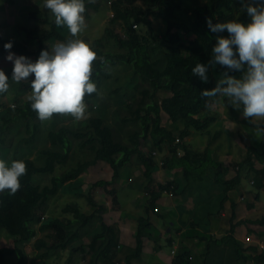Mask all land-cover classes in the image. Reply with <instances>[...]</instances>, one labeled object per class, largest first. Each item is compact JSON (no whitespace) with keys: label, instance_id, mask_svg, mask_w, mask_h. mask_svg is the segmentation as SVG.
I'll return each instance as SVG.
<instances>
[{"label":"trees","instance_id":"16d2710c","mask_svg":"<svg viewBox=\"0 0 264 264\" xmlns=\"http://www.w3.org/2000/svg\"><path fill=\"white\" fill-rule=\"evenodd\" d=\"M2 1L8 4L16 2ZM107 4L112 15L103 35L88 42L97 56L104 58L103 62L97 60L93 65L92 79L97 84L99 94L85 97L87 111L97 107V115L88 114L78 125L62 122L69 118L73 120L66 115H54L51 124L49 120L41 123L36 112L31 109L29 99L18 102V97L32 91V79L16 83L11 80L13 67L2 69L9 83H12L8 92L0 94V159L9 164L13 160L24 161L27 173L20 178L21 187L16 194H10L9 190L0 193V229H5L15 239L13 247H0V264H77L80 254L85 264H133V260L141 256L143 236L152 226L148 216L150 213L160 214L156 203L163 191L183 195L192 186L205 181L208 178L206 174L213 171L214 182L223 187L219 205L222 208L230 198L229 192L238 188L242 177L251 171L255 173L253 186L264 188V168L259 169L254 165V161L264 164V132L259 144L247 145L242 160L233 163L232 169L236 170L231 178H226L231 168H222L224 163L217 160L214 153L211 157L208 155L211 150L209 146L203 151L195 150L186 140L195 133L209 139L212 133L210 126L222 122L221 114L210 109V105L221 96L202 97L201 92L214 88L217 81L223 78L224 69L220 66L211 68L207 83L194 76L191 69L197 63L207 64L212 58L216 37L228 35L226 31L211 32L206 18H211L213 24L231 20L248 22L249 18L241 11L237 0H112ZM85 7L98 10L101 4L91 1ZM44 9L46 13L43 10V14L40 10H30L27 18L47 26L34 29L19 27L29 37V44L37 46L36 49L17 43L12 46L11 52L35 62L42 50L50 51L57 42L67 41V34L55 25L54 15ZM152 20L166 23L162 34L154 28ZM133 24L147 25L149 31L140 33ZM118 26L122 33H118ZM184 34L194 35L188 45L182 43ZM0 43L2 54L6 50L4 44L8 41L0 37ZM119 67L125 71L124 75L115 76V88L104 93L103 88L114 78L113 70ZM230 75L239 78L242 73ZM10 90L14 92L11 96ZM159 91L170 94L158 100ZM6 96H15L17 99L4 101L3 97L9 99ZM109 101L119 105L112 114L116 122L121 109L125 108L128 113L120 118L121 126L118 129L108 122L109 113H112L108 107ZM223 103L227 115L238 120L237 109L232 106L230 98L224 97ZM11 105H15V108ZM165 119L179 122L181 128L164 125ZM124 124L137 125V128L125 136L121 129ZM44 126H47V134L43 135ZM215 128L213 139L221 137L223 133L218 130L219 126ZM44 140L49 141L50 145L38 147V143ZM207 142L210 143L209 140ZM36 148L38 156L32 157ZM73 153L77 154V159H73ZM158 153L162 154L160 163L156 158ZM99 161L108 164L113 174L111 180L100 179L90 185L86 192L80 189L70 192L80 191L79 196L87 198L93 210L86 213L80 210L78 204L70 203L64 207V211H71V217L44 216L40 206L54 197L64 183L74 181L84 170ZM130 165L141 169L149 211L146 217L138 218L135 247H129L124 252L118 227L104 221L100 214L103 207L98 204L91 189L113 186L121 177L122 169ZM57 166H66V169L57 174ZM158 169L175 170V177L179 179L180 176L179 181L175 179L165 184L156 183L154 175ZM42 174L51 175L49 185L43 186L36 181V175ZM180 182H185V185L176 193ZM108 191L117 203V191L114 187L108 188ZM256 198H260V193L256 194ZM235 217L233 201L229 230L219 238L210 232L199 235L200 241L205 244L204 264H210L215 245L227 249L224 264H249L247 262L253 254L258 255L256 264H264V250L256 243L245 245L234 235ZM240 222L246 225L264 224V219ZM175 229L180 230L177 227ZM40 232L46 233L49 241L44 235L38 238ZM33 239L37 252L35 256L28 257L26 243ZM169 241L171 243L172 238ZM123 253L124 258L120 256ZM191 258L189 249L182 246L175 253L172 264H191Z\"/></svg>","mask_w":264,"mask_h":264},{"label":"rangeland","instance_id":"374dc122","mask_svg":"<svg viewBox=\"0 0 264 264\" xmlns=\"http://www.w3.org/2000/svg\"><path fill=\"white\" fill-rule=\"evenodd\" d=\"M93 3H100L101 7L98 10H95L92 7H88L85 12V19L87 27L83 33L80 34L79 38L85 40L87 43L93 42L95 39L101 37L104 32V28L106 24L108 23L110 17H111V11L109 9V5L106 3H110L112 0H84V3L88 2ZM44 2L43 0H33V1H26V0H16L13 4H8L6 2H3L0 0V37L5 38L8 42H12V45L15 46L17 43H21L23 45H27L32 49H36L37 46L32 47L28 42V36L24 34L22 31L19 30V27H29L31 29H34L36 27H45L47 25H41L38 24L34 19L27 18L28 13L30 10H40V13L43 14L46 11L44 9ZM237 4H240V0H237ZM241 11L243 9L241 8ZM240 11V12H241ZM5 14H4V13ZM46 13V12H45ZM49 14H51V11L49 10ZM6 17L7 24L3 23L5 25L2 26L1 23L3 22L4 18ZM152 25L154 28L159 31L161 34L165 31L166 23L162 20H152ZM59 29H61L65 34H67L66 38L72 39L68 29L66 26H59ZM118 33L121 32L120 26L117 27ZM140 33H146L149 31L147 25L144 26L142 24H138L137 27H135ZM37 36V34H36ZM194 39V35L192 34H184L182 43L184 45L190 44ZM1 44V43H0ZM8 50H5L0 54V69H7L9 67H13V63L8 61L6 59L8 55ZM17 56H20L16 52H12ZM114 78L112 80H109L106 84V87L103 88V92L107 93L109 89L115 88V76H123L125 71L119 67L115 68L113 70ZM34 79V75L30 76L28 80ZM12 83V81L9 83V85ZM13 91L10 90L9 96L13 95ZM169 92L166 91H159L157 93V99L161 100L163 97L169 95ZM31 95V92L25 93L24 95H21L18 97L19 101H25V99H29V96ZM6 96L9 99H6L3 97L2 99L4 101L6 100H14L17 99V97H9ZM22 99V100H21ZM224 96H221L219 100L212 103L210 105V109L213 112H217L219 115L221 114L220 120L222 122L213 123L210 126V131L212 132L210 135V138L208 139L207 136H201L200 133H195L194 140L191 137H188L186 140L189 142L188 145H190L195 150H204V146H209L211 150L209 151L208 155L211 157V153L214 151V155H218L219 158L221 155H224L223 153L226 151H229L228 158L230 160L225 161L226 163L222 165V168L230 167L231 174L229 175V178L235 174V168L232 169L233 163H238L243 158L246 153V147L249 145V142L252 143V145H258L259 139H261V135L264 131H259L257 127L250 122V120L245 119L242 116V109L237 110L238 114V120H234L233 118H230L225 109V105L223 103ZM132 101V100H131ZM15 103V102H13ZM17 104V103H15ZM98 106V103L97 105ZM119 105L114 103L113 101H109L108 107H110V111L112 113H109V124L115 129H118L121 125L119 124V120L121 117H124L127 115V110L125 108L120 110L119 116L116 120L113 119V111L117 109ZM97 107H94L93 110L87 111V115H97ZM112 116V117H111ZM166 115L163 114V118H165ZM50 124H51V120ZM82 120H75V119H67L62 122L64 123H73L74 125L80 124ZM44 121H41V123ZM164 125L168 126H174L181 128V124L179 122H172L169 119H165L163 121ZM223 125V127H221ZM220 127L218 130H221L222 136L217 137L216 139H213V134L216 132L215 127ZM47 126L43 127L42 134H47L46 129ZM137 125H130V124H124L122 126V133L126 136L127 133H129L130 130L136 129ZM223 128V129H222ZM24 132V129H22ZM227 131V132H226ZM226 134L230 135L231 141L229 142L226 138ZM198 135V137L196 136ZM226 137V138H225ZM206 140H209V142L206 143ZM236 141V142H232ZM148 142V141H147ZM49 141H42L38 143V147L43 148L44 146H49ZM240 145V147H238ZM242 145V146H241ZM225 147V150L223 148ZM216 149L218 151H216ZM37 148L32 154V157H37ZM223 150V151H222ZM166 152H168L166 150ZM162 154L158 153V156L156 157L158 162L160 163V156ZM73 159H77L78 156L76 153L72 154ZM217 158V159H219ZM226 159V158H225ZM242 160V159H241ZM73 160L70 161L69 166L72 164ZM259 167L262 165L257 163ZM66 169V166H57L56 172L59 174L63 170ZM112 171L108 167V164L104 161H99L95 165H91L86 170H84L81 175L76 178L74 181H69L64 183L61 188L59 189V192L54 196L51 197L47 202H44L40 209L41 211H44V216H58L60 218H68L71 217L72 212L71 211H64V207L67 204L70 203H76L78 204V207L81 211H85L86 213H89L93 210L92 206H89V203L87 202V198L80 197L79 192L70 193L75 189H80L83 192H86L90 185L96 183L97 181L101 180H111L112 178ZM228 175V173H227ZM155 182L156 183H162L165 184L169 181L178 179V176L174 173L173 170H157L155 171ZM206 176L214 177V174L212 172H208ZM180 179V176H179ZM178 179V181H179ZM205 180V179H204ZM36 181L45 186L49 185L51 183V175L49 174H42V175H36ZM143 175L141 173V169L138 166L130 165L127 168L122 169L121 177L116 180V182L113 184L114 189L117 191V197L118 202H114L113 195L108 191V187L104 188L101 187H93L91 191L94 194V198L97 200L99 205H102L103 211L100 212L102 217L104 218V221H106L107 224H115L119 229V237H120V243H122L125 247L124 252L129 250V247H135L136 245V227L138 226V218L141 216L146 217L148 215L147 207H148V194L147 191L144 189L143 183ZM177 181V183H178ZM209 190H195L192 191L191 194L183 193L181 195L183 200L180 201L178 204L179 207H183L184 210L179 211L180 218L182 220H185L187 222V225L184 227L183 230H186V233L183 237H179L177 233L181 230H176L175 227L178 226L177 222V215H174L175 218V224H169L166 213L164 221L161 223L158 222V219L155 222H151L152 227L150 229H147L143 236V249L142 253L144 251L149 252L151 254L156 255V250H161L156 256L157 264H172L171 259L168 257L173 256L172 251L170 250V245L168 244V239H173V245L180 240L182 242L183 246L188 245L186 248L189 249L192 258H191V264H204V256L203 253L205 251V244L204 242H201L199 239V235L203 232H205V225L208 223L206 212L210 211L211 214L216 215L217 212H221L220 209V201L223 197V187L219 186L217 184H213V180L209 179ZM206 181H204L205 183ZM143 183V184H142ZM242 183V181H241ZM241 183L238 184L241 185ZM182 185H185V182H180L179 186L182 187ZM241 189L244 191L242 192ZM249 189V190H247ZM232 194L229 192V197L231 201L235 202V214L236 217L234 219V222L236 223L234 227V234L241 235V233L250 231V237L254 241L245 242L249 243L247 245H250L252 243H256V245L260 242L264 241V224L260 223H249L245 227L243 222H240V220H247L250 216L256 217L255 219H264V190L257 189L256 187L252 186L251 183L249 185L242 184L235 190V194ZM260 193V198H256V194ZM167 194V193H165ZM231 195V196H230ZM172 197L176 199L175 194H167L164 195V193L161 194L160 197H163L165 199H169V197ZM162 199V198H161ZM159 199L156 203V207L158 212L160 213L163 210V206H159L160 200ZM170 203V202H169ZM168 203V204H169ZM237 204V206H236ZM226 217L222 218L221 224H222V230H228L230 226V218L232 216L231 214V202L228 201V207H226ZM148 217H150L152 220H155L158 215H153L150 213ZM241 218V219H240ZM194 223H191V222ZM191 223V224H190ZM198 223V225H197ZM180 225H183V222H180ZM172 226V228H171ZM240 228H242L243 232H241ZM215 229V228H214ZM169 232L171 235H167L166 232ZM261 232V233H258ZM161 232H165L166 236L162 238ZM213 233V232H212ZM0 234L12 237L5 229H0ZM40 232L38 234V238L40 236L44 235V238L49 241L47 234ZM246 235V234H245ZM186 236V237H185ZM198 236V238H197ZM214 236L220 237L218 233ZM247 236L243 237L242 240L246 239ZM192 240V241H188ZM34 240L31 242L26 243V252L28 254V257L35 256L37 250L34 246ZM179 242V243H180ZM221 246V245H218ZM215 245V253L212 259L210 260V264H224L227 259V249L224 247H218ZM261 249V248H260ZM166 250L169 254H166L162 251ZM263 250V249H262ZM123 252V251H122ZM55 256V254H53ZM175 255V254H174ZM82 254H80L79 263L77 264H85L83 259L81 258ZM122 258H124L125 254L123 253L120 255ZM142 257V258H140ZM139 258L133 260V264H150L151 259L147 255L141 254ZM174 257V256H173ZM258 255L253 254L247 263L249 264H256V259ZM63 258V257H62ZM60 258V260H62ZM209 261V260H208ZM62 262V261H61ZM3 264H6L3 262Z\"/></svg>","mask_w":264,"mask_h":264},{"label":"clouds","instance_id":"9594fccd","mask_svg":"<svg viewBox=\"0 0 264 264\" xmlns=\"http://www.w3.org/2000/svg\"><path fill=\"white\" fill-rule=\"evenodd\" d=\"M240 4L249 18L247 23L231 20L213 24L211 18H206L211 32L226 31L228 35L217 36L212 58L207 64L197 63L191 71L207 83L211 68L220 66L224 69L223 78L211 90H203L201 96L230 98L235 109H242L245 119L259 131H264V0H240ZM44 7L54 15L56 26L67 27L72 39L57 42L50 51L42 50L35 62L12 53V42L4 44V48L9 50L6 59L14 65L11 80L21 83L34 75L30 82L29 100L39 120H51L54 115L83 120L88 108L85 97L99 94L92 79L94 62H103L104 59L97 56L89 43L79 38L87 27L84 0H45ZM230 73H242V76L237 78ZM9 87V78L0 69V94L8 92ZM11 107L14 109L15 105ZM26 173L24 161L13 160L9 164L0 159V193L9 190L10 194H16L21 187L20 178ZM163 193L175 194L167 190ZM182 234L177 235L183 237L185 232ZM171 251L173 256L177 252L176 248Z\"/></svg>","mask_w":264,"mask_h":264},{"label":"crops","instance_id":"0c3cea01","mask_svg":"<svg viewBox=\"0 0 264 264\" xmlns=\"http://www.w3.org/2000/svg\"><path fill=\"white\" fill-rule=\"evenodd\" d=\"M26 1H33V0H26ZM4 13V12H3ZM5 14V13H4ZM5 17V16H4ZM6 23L7 24V22H6V17L4 18V20H3V22L1 23V25L2 26H4L5 27V25L4 24ZM192 136V139L194 140V135H191ZM190 136V137H191ZM226 136H227V140L230 142L231 141V137H230V135H228V134H226ZM260 140V139H259ZM188 142V141H187ZM232 142H236V141H232ZM187 144H189V142L187 143ZM249 144L250 145H252V143L251 142H249ZM242 146V145H241ZM207 146H204V148L203 149H205ZM238 147H240V145H238ZM246 149V148H245ZM201 150V149H200ZM223 150H225V147L223 148ZM222 150V151H223ZM216 151H218L217 149H216ZM211 154H212V152H210ZM213 153H214V151H213ZM228 153H229V151H226V152H224L223 154L224 155H221V157L219 158V156L217 155V157L219 158V159H217V160H219V161H221V162H223L224 164L226 163L225 161H228V160H230V158H228ZM226 158V159H225ZM241 159H242V157H241ZM240 159V160H241ZM258 162L257 161H254V165L257 167V168H259V169H263L264 168V164H261L262 166L261 167H259L258 166V164H257ZM159 170H161V169H159ZM164 170V169H163ZM174 171V173H175V170H173ZM211 172H213V171H211ZM213 174V173H212ZM231 174V172L230 171H228V175L226 176V178H229V175ZM234 175V174H233ZM255 176V173L254 172H249V173H247V174H245L243 177H242V183H241V185L242 184H245V185H249V183H251L252 184V186H253V177ZM212 179L213 180V184H217L216 182H214V177H210V176H208V178L205 180L206 182L204 183V181H201V182H199L198 184H196L195 186H192L189 190H188V194H191L192 193V191H195V190H209V184H210V181H209V179ZM218 185V184H217ZM240 185V186H241ZM184 185H182V187H183ZM220 186V185H219ZM182 187H180L179 186V188H178V190H177V192H179L180 191V188H182ZM237 189V188H236ZM236 189H234L233 190V194H235V190ZM247 190H249V189H247ZM262 190H264V188H262ZM237 191V190H236ZM241 191L242 192H244L242 189H241ZM230 193L232 194V190L230 191ZM164 195H167V194H165L164 193ZM231 196V195H230ZM169 197V196H168ZM177 198L176 199H174V198H172V197H169V199H165V198H163V197H160L159 199H161L160 200V203H159V206H163V210L160 212V214L158 215V217L155 219V220H152L151 219V222H155L157 219H158V222L159 223H161L162 221H164V219H166L165 218V213H166V217H167V219L166 220H168V222H169V224L171 225V224H175V218H174V215H177V224H178V226H176L178 229H181L177 234H179V235H181L183 232H185L186 233V230H183L184 229V227L187 225V222L185 221V220H182L181 218H180V216H178L179 215V211H182V210H184L183 209V207H179L178 206V204L180 203V201L181 200H183V198L184 197H182L181 195H178V196H176ZM228 201H230L231 202V214H232V207H233V201H231V199L229 198L225 203H224V205H223V207H222V209H220L221 210V212H222V214L220 215V214H218V212H217V214L216 215H213V214H211V212L210 211H207L206 212V217H207V220L206 221H208V223L205 225V229L207 230L206 232H210V233H212V234H215L216 235V233H218L220 236H222L223 234H225L228 230H229V228H228V230H222V224H221V220H222V218H224V217H226L227 215H226V213H225V211H226V207H228ZM170 202V203H169ZM169 203V204H168ZM236 206H237V204H236ZM236 210V209H235ZM151 215V214H150ZM153 215H155V214H152V216ZM256 217H254V216H250L249 217V219H252V220H256L255 219ZM241 219V218H240ZM183 222V225H180V222ZM191 223H194L193 221L191 222ZM190 223V224H191ZM229 223H230V221H229ZM161 225H162V223H161ZM197 225H198V223H197ZM245 225V227L247 228V230H248V227H250V225L249 226H246V224H244ZM171 228H172V226H171ZM215 228V229H214ZM240 230H241V232H243V230H242V228H240ZM250 231H252V230H248V231H246V232H243V233H241V235H236V234H234L235 236H236V238L239 240V241H241L242 243H244L245 245H247V243H245V242H247V241H245L244 239L242 240V238L243 237H245V236H249V234H250ZM167 233V235H171L168 231L166 232ZM166 233L165 232H161V236L164 238L165 236H166ZM258 233H261V232H259L258 231ZM246 234V235H245ZM183 235V234H182ZM181 235V236H182ZM219 238V237H218ZM14 237L12 236L11 238L10 237H7V236H4V235H1L0 234V247H13L14 246ZM251 241H254V240H252L251 239ZM173 242L174 241H172L171 243H169L170 244V250L172 249V248H176V251H178L179 249H180V247H182L183 245H182V242H180V240L178 241V242H176L174 245H173ZM180 242V243H179ZM250 242V241H249ZM186 247L188 246V245H185ZM218 246V245H217ZM218 247H223V246H218ZM215 248V247H214ZM224 248V247H223ZM215 250V249H214ZM161 250L159 249V250H156V255L160 252ZM162 252H164V253H166V254H169L166 250H164V251H162ZM143 255H147L150 259H151V262H150V264H157L158 262L156 261V258H157V256L155 255V254H151V253H149V252H147L146 253V251H144L143 253H142V256ZM170 259H171V262H172V260H173V256H168ZM140 258H142V257H140Z\"/></svg>","mask_w":264,"mask_h":264},{"label":"built area","instance_id":"2783aa9c","mask_svg":"<svg viewBox=\"0 0 264 264\" xmlns=\"http://www.w3.org/2000/svg\"><path fill=\"white\" fill-rule=\"evenodd\" d=\"M133 27H134V28L137 27V24H133ZM42 219H44V218L42 217ZM245 240H247L248 242L251 241V237H250V235L247 236ZM258 247L261 248V250H262V249L264 250V241L258 243Z\"/></svg>","mask_w":264,"mask_h":264}]
</instances>
